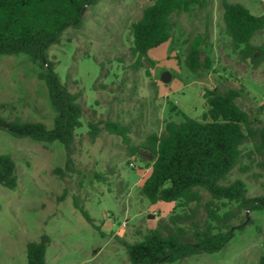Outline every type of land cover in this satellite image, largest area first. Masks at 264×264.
<instances>
[{
  "label": "rangeland",
  "instance_id": "374dc122",
  "mask_svg": "<svg viewBox=\"0 0 264 264\" xmlns=\"http://www.w3.org/2000/svg\"><path fill=\"white\" fill-rule=\"evenodd\" d=\"M186 1L188 10L172 15L171 42L148 52L157 63L152 69L145 65L133 71L129 51L130 25L151 0H97L85 8L81 26L65 29L59 43L49 48L61 83L80 95L83 109L72 148L74 172L65 171L59 143H37L0 130V156L14 160L17 176L13 190L0 185V264H27L26 245L43 235L50 239L46 264H131L121 242L142 240L172 210V205H151L140 195L154 161L144 149L147 136L159 135L167 121L181 122L178 110L202 121L207 112L202 95L214 89L241 90L237 104L264 125V63L254 69L231 50L223 33L221 0ZM228 1L264 15V0ZM201 38L206 44L200 60L207 58L210 66L192 74L183 63L184 50ZM263 42L264 29L252 39L255 46ZM38 71L25 55L0 56V120L17 118L52 128L55 112L44 83L36 78ZM165 72L167 83L161 81ZM90 122L100 128L94 140ZM106 122L129 129V147L105 130ZM251 149L243 147L244 157L226 183L243 180L248 197L255 198L264 195V168L256 155L245 157ZM203 197L208 200L204 192ZM73 198L99 230L75 209ZM243 218L241 214L236 223L245 222L243 228L221 250L176 264H257L264 254V209Z\"/></svg>",
  "mask_w": 264,
  "mask_h": 264
},
{
  "label": "trees",
  "instance_id": "16d2710c",
  "mask_svg": "<svg viewBox=\"0 0 264 264\" xmlns=\"http://www.w3.org/2000/svg\"><path fill=\"white\" fill-rule=\"evenodd\" d=\"M140 18L130 25V68L139 71L145 65L154 68L156 62L148 52L172 40V15L187 11L186 0H151ZM97 0H0V56H27L39 66L37 80L44 83L48 101L55 115L52 128L40 122L14 119L0 120V130L16 138H29L37 143H59L65 151V171L74 172L71 158L75 131L81 128L83 109L80 95L71 93L61 83L48 50L59 43L68 27L79 28L85 7ZM223 33L231 50L240 61L257 68L264 63V42L252 44L254 36L264 29V15L255 16L243 5L221 0ZM205 38H207L205 36ZM204 38L185 47L184 66L192 74L208 69L209 60H200ZM258 53V56L256 54ZM147 72V71H146ZM149 74V72H147ZM241 90L222 93L206 90L202 97L207 112L202 121L186 116L182 121H167L162 132L147 136L144 149L154 158L150 173L140 187V195L151 205H172L167 220L133 243L122 241L131 264H176L201 254L221 250L233 237L240 215L264 209V195L250 198L243 180L226 183L231 172L244 157L243 147L251 145L245 157L256 155L264 168V125L252 118L237 104ZM176 106L171 104L170 111ZM89 136L96 139L100 128L88 124ZM105 130L122 138L129 147V129L116 122H106ZM134 155L135 152H131ZM55 173L63 175L56 168ZM97 178L102 179L100 176ZM17 184L16 164L9 155L0 156V185L13 190ZM203 192L208 196L204 201ZM73 204L86 222L95 226L82 204ZM50 239L43 235L26 245L27 264H46L45 253ZM257 264H264L262 254Z\"/></svg>",
  "mask_w": 264,
  "mask_h": 264
},
{
  "label": "water",
  "instance_id": "95a60500",
  "mask_svg": "<svg viewBox=\"0 0 264 264\" xmlns=\"http://www.w3.org/2000/svg\"><path fill=\"white\" fill-rule=\"evenodd\" d=\"M86 8V7H85ZM169 79H170V76H169V74L168 73H164L163 75H162V77H161V81L163 82V83H167L168 81H169Z\"/></svg>",
  "mask_w": 264,
  "mask_h": 264
},
{
  "label": "crops",
  "instance_id": "0c3cea01",
  "mask_svg": "<svg viewBox=\"0 0 264 264\" xmlns=\"http://www.w3.org/2000/svg\"><path fill=\"white\" fill-rule=\"evenodd\" d=\"M163 206H170V205H163Z\"/></svg>",
  "mask_w": 264,
  "mask_h": 264
}]
</instances>
